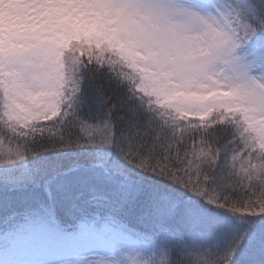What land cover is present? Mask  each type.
Instances as JSON below:
<instances>
[{
    "label": "snow or ice",
    "instance_id": "6c2138e0",
    "mask_svg": "<svg viewBox=\"0 0 264 264\" xmlns=\"http://www.w3.org/2000/svg\"><path fill=\"white\" fill-rule=\"evenodd\" d=\"M0 264H264V0H0Z\"/></svg>",
    "mask_w": 264,
    "mask_h": 264
}]
</instances>
